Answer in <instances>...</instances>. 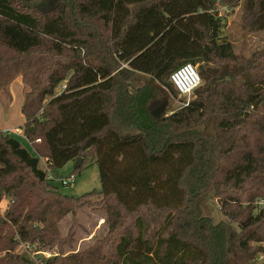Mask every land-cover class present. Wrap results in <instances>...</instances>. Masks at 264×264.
<instances>
[{"label": "trees", "instance_id": "obj_1", "mask_svg": "<svg viewBox=\"0 0 264 264\" xmlns=\"http://www.w3.org/2000/svg\"><path fill=\"white\" fill-rule=\"evenodd\" d=\"M234 2L244 31H264V0H0V94L22 76V131L37 153L0 131V264H264L253 207L264 201V52L247 59L220 41L218 6ZM185 63L203 84L167 115ZM137 74L151 80L130 92ZM40 158L48 171L94 162L101 191L63 195ZM209 195L240 232L203 214ZM90 199L108 234L66 252L73 228L63 237L60 224ZM16 238L59 254L12 255Z\"/></svg>", "mask_w": 264, "mask_h": 264}, {"label": "rangeland", "instance_id": "obj_2", "mask_svg": "<svg viewBox=\"0 0 264 264\" xmlns=\"http://www.w3.org/2000/svg\"><path fill=\"white\" fill-rule=\"evenodd\" d=\"M219 14L222 17V34L223 37L220 40L222 43L228 41L233 45L234 53L252 59L264 52V31L258 33H249L242 29V16H243V3H227V5L219 4ZM122 66L121 68H125ZM198 69V65H195ZM214 67V66H212ZM150 77L137 74L131 81L130 92L141 87L144 83L150 82ZM203 84V82H202ZM66 88L65 84L59 86L56 89L57 93L62 92ZM27 91L26 86L23 83L22 76L17 77L7 88V90L0 94V131L4 129H16L18 132L24 122L22 115V105L24 103V96ZM146 95L150 97L151 92H146ZM196 99V95L192 94L190 98L171 97L168 101L167 115L174 113L184 107V102H191ZM19 128V129H18ZM20 132V131H19ZM9 133V132H8ZM10 134V133H9ZM14 138L20 141L22 146L27 149L32 156L36 157L37 153L32 145L24 137V132L12 134ZM75 162L68 163L64 168L51 171L55 176L53 185L66 196L82 197L90 192H100L102 185L100 180V173L98 166L90 160L85 164L84 168L80 172H75ZM47 161L43 159L41 161V168L47 170ZM0 166V171L5 170ZM76 173V179L71 182L70 185L64 186L59 179L70 177ZM10 199H5L0 204V214L3 215L8 209ZM91 202L81 211L76 218L68 216L61 224L60 230L63 237L67 236L70 229L73 228L74 237H72V243L65 245L66 252L79 251L87 249L93 246L98 240L104 238L109 231V226L105 223V211L95 199H90ZM203 208V214L207 216L213 224L219 222H225L230 224L235 232H240V229L236 223L224 215L222 206L219 199L213 195H209L201 204ZM257 210L264 209V201L254 203ZM17 247L12 251V255H23L27 258H33V261L38 257L46 259L51 258L59 254L58 248L51 250H45L44 253L36 252V247H32L27 243L18 241ZM253 246H257L253 244ZM6 254L0 253V257ZM264 255L260 257L262 260ZM261 263V262H260Z\"/></svg>", "mask_w": 264, "mask_h": 264}, {"label": "built area", "instance_id": "obj_3", "mask_svg": "<svg viewBox=\"0 0 264 264\" xmlns=\"http://www.w3.org/2000/svg\"><path fill=\"white\" fill-rule=\"evenodd\" d=\"M170 81L176 87L179 97L181 98H190L194 91L201 86L202 78L199 74V71L192 63H185L178 67L170 76ZM189 102H185L184 106H187ZM16 133H20L19 131ZM55 176L51 171L47 173V180L53 182L55 180ZM76 179L74 175H71L67 178L59 179L64 186H68Z\"/></svg>", "mask_w": 264, "mask_h": 264}, {"label": "crops", "instance_id": "obj_4", "mask_svg": "<svg viewBox=\"0 0 264 264\" xmlns=\"http://www.w3.org/2000/svg\"><path fill=\"white\" fill-rule=\"evenodd\" d=\"M24 117V116H23ZM24 124H25V118H24V122H23V124H22V127H20L21 129H19V131H20V135H21V131H22V128H23V126H24ZM16 129H14V130H12V129H9V128H7V129H4V130H1V132H6V133H11V134H14V133H16V131H15ZM23 132V131H22ZM41 161H43V159L42 158H40V163H39V167H40V169H42L41 168ZM42 170H44V169H42Z\"/></svg>", "mask_w": 264, "mask_h": 264}, {"label": "water", "instance_id": "obj_5", "mask_svg": "<svg viewBox=\"0 0 264 264\" xmlns=\"http://www.w3.org/2000/svg\"><path fill=\"white\" fill-rule=\"evenodd\" d=\"M221 81H223V80H221ZM75 163H76L75 164V168H79L82 165V163H83V159L82 158H78Z\"/></svg>", "mask_w": 264, "mask_h": 264}]
</instances>
